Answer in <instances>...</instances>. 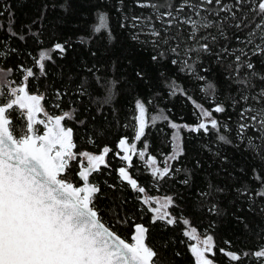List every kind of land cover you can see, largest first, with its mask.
<instances>
[{
  "label": "trees",
  "instance_id": "trees-1",
  "mask_svg": "<svg viewBox=\"0 0 264 264\" xmlns=\"http://www.w3.org/2000/svg\"><path fill=\"white\" fill-rule=\"evenodd\" d=\"M150 2L159 4L163 0ZM102 13L107 15L109 27L94 33ZM180 15L198 19L188 10ZM224 15L221 13V17ZM133 16L144 18L135 28ZM209 18L217 21V17ZM259 22V17L253 19L249 14L248 27L242 31L225 25L227 38L220 37L215 27L201 30L198 37H218L215 42L210 38L199 41L208 43L211 51L188 52L189 47H198L188 39L190 26L171 28L167 35L173 38L154 46L149 29H161L162 25L151 7H138L136 0H0V86L24 83L29 92L43 95L42 106L48 114L71 113L72 119L64 124L73 129L75 152L97 155L104 147L110 149L105 164L90 175L100 190L94 207L101 220L124 239H130L135 223H143L149 230L146 241L158 253L157 264H195L189 239L184 235V220L212 235L210 257L216 264H264L263 258L258 261L252 255L233 262L221 251L251 254L264 244V197L255 195L264 190V159L247 150V140L241 142L237 136L240 111L247 105L240 100L242 86L235 82L238 75L243 77L248 72L246 68L236 71L235 55L245 47L236 37L243 41ZM134 35L139 40H134ZM57 43L65 47L64 53L52 51ZM259 43L257 35L248 50ZM172 48L177 51L172 52ZM225 48L228 53L223 51ZM41 52L51 57L42 61L43 73L36 63ZM153 56L157 60L153 61ZM251 60L264 75V56ZM27 69L33 71V76L25 80ZM257 82L253 80L252 94L259 91ZM137 100L144 104L145 116L150 120L140 141L134 139ZM248 104L261 106L251 100ZM217 105L225 108L223 113H212L218 121L217 129L208 124L207 132L189 130L200 123L201 109L212 111ZM12 119L19 128L22 122L15 112ZM169 121L181 126V149L169 161L165 177H154L138 154H132L130 166L120 159L124 153L117 146L120 139L126 138L129 144H136L137 153L146 144L145 153L163 163L173 151L174 130ZM181 124H189L190 128ZM259 135L246 133L255 144L260 143ZM78 162L79 157L67 174L76 186L82 182L76 175ZM121 167L144 192L172 198L168 209L174 224L152 222V212L143 203L142 193L121 179ZM242 189H247L243 195ZM213 205L217 212L209 211Z\"/></svg>",
  "mask_w": 264,
  "mask_h": 264
},
{
  "label": "snow or ice",
  "instance_id": "snow-or-ice-1",
  "mask_svg": "<svg viewBox=\"0 0 264 264\" xmlns=\"http://www.w3.org/2000/svg\"><path fill=\"white\" fill-rule=\"evenodd\" d=\"M136 6L151 7L156 20L162 25L161 29L155 26L149 29L154 46L161 42L167 44L168 40L173 38L167 35L171 28H179L181 24L190 26L188 39L195 41L198 47H189L188 52L211 51L208 43L201 44L199 41L210 38L215 42L218 37H198L201 30L215 27L220 37L227 38L225 25L242 31L248 27L246 21L249 14L253 19L260 18V22L255 24V28L248 32L243 41L239 36L236 37L237 41L245 45L238 50L239 54L235 55L236 71L239 73L241 69L246 68L248 72L243 77L238 75L235 82L242 86L240 100L247 105L240 111L241 122L238 124L237 136L241 142L247 140V150L264 159V75L256 70L251 60V57L264 56V0H232L231 3L225 0H198L197 3H193L192 0H179V3L163 0L159 4L151 3L150 0H136ZM185 10L194 13L198 19H193L192 15L181 17L180 13ZM202 12L207 15H202ZM221 13L225 15L221 17ZM210 16L217 17V21L214 23ZM143 19L140 16H133L132 27L141 24ZM107 21V15L100 14L93 32L102 33L109 27ZM232 21L235 23H231ZM162 32L165 33L164 36ZM257 35L260 43L248 50V45L254 44ZM133 39L139 40V36L134 35ZM56 50L60 53L66 51L59 43L52 51ZM171 51L176 52L177 49L172 48ZM223 51L228 53L227 48ZM245 57L248 59L245 60ZM49 59L51 57L47 53H40L36 63L41 73L45 67L42 61ZM152 59L155 61L157 57L153 56ZM172 63L175 64L177 61L173 60ZM185 64L187 65V62ZM25 71V80L33 76L31 69ZM7 72L11 73L12 69H8ZM253 80L258 81L255 87L259 88L254 94L251 92L254 87ZM43 99L42 95L30 94L24 83L14 87L0 86V264H157L158 253L146 242L148 228L142 224H135L130 237L131 242H126L105 225L94 207V199L100 190L90 183L89 178L105 164V156L110 149L104 147L99 155L87 151L75 152L77 146L73 139V129L62 123L66 119H72V114L69 112L62 115L48 114L42 106ZM250 100L261 106L253 107L248 104ZM135 109L139 114L134 117L137 125L134 139L140 141L147 126L146 109L139 100L136 101ZM224 111L225 108L220 105L212 111L201 109L202 116L208 118V124L212 129L218 128V121L211 118L212 113ZM14 112L17 119L22 122L19 128L12 119ZM38 114H43L44 119H38ZM155 121L156 117H153L152 122ZM208 124L202 120L197 127L189 130L203 129L207 132ZM37 125L43 126V134H38ZM171 127L175 129L178 126L171 124ZM248 131L260 134L257 137L260 140L259 144L253 142L252 136H246ZM219 139L225 141L223 136ZM226 142L232 143L231 140ZM118 147L124 153L120 159L128 162L130 166L132 154H137L136 144H129L126 138H122ZM138 155L143 159L145 152L140 151ZM78 157L86 159L88 165L85 167L83 161H79V171L76 175L83 181L82 186H76L67 179L72 162L77 161ZM175 158V155L170 157ZM147 161L149 165L156 163L152 156H148ZM168 172L169 168L166 165L162 170L153 169L152 175L155 177L159 174V177L163 178ZM119 175L134 191L140 193L145 191L129 176L124 167L119 169ZM257 179L262 178L257 176ZM245 192L247 189L240 190L241 195ZM255 195L264 197V190L257 191ZM150 201L157 205L149 209L153 213V223L166 221L172 225L176 222L167 211L173 203L171 197H164L163 201L149 197L144 199L143 203L148 204ZM209 211L218 210L213 205ZM183 223L187 225L188 221L184 220ZM195 232L196 229L193 228L190 232L185 231L184 235L194 238ZM201 244L202 246L192 245L190 248L195 257V264H214V261L206 256V253L213 252V238L207 236ZM221 251L233 262H238L248 255L254 256L258 261L264 258V247L251 254H237L224 249Z\"/></svg>",
  "mask_w": 264,
  "mask_h": 264
},
{
  "label": "rangeland",
  "instance_id": "rangeland-1",
  "mask_svg": "<svg viewBox=\"0 0 264 264\" xmlns=\"http://www.w3.org/2000/svg\"><path fill=\"white\" fill-rule=\"evenodd\" d=\"M14 86H19V85H11V86H9V87H14ZM146 114V113H145ZM149 116V118H151V116L150 115H148ZM212 118V117H211ZM145 119H146V123H149V121L150 120H147V117L145 116ZM204 121L206 124H208V118H204L203 116L201 117V119H200V122L201 121ZM169 123H170V125L171 124H176L178 127L177 128H173V130H174V133H173V151L169 154V155H166L165 157H164V160H163V163H160V161L159 160H157L156 158H155V161H156V163L154 164V165H149L148 164V167H149V169H150V171L152 172L153 171V169H163L166 165H167V167H168V164H169V161L171 160L170 159V157H172L173 155H177L178 154V152L180 151V136H179V129H180V124H178V123H176V122H174V121H169ZM182 125V127L183 128H185V129H189L190 128V125L189 124H181ZM145 148H142V149H140L139 150V152L140 151H144L145 152ZM82 152H84V151H82ZM138 152V153H139ZM90 153V152H89ZM137 153V154H138ZM90 154H92V153H90ZM93 155H95V154H93ZM139 156V155H138ZM148 156H150V155H147L146 153H145V157L143 158V159H145V161L148 163V161H147V158H148ZM140 157V156H139ZM83 161V165H86L87 164V160L86 159H83V158H81V157H79V161ZM78 164H79V162H78ZM149 197H151V198H155V199H157V200H161V201H163V198L164 197H170L169 195H164V194H155V195H150V194H148L147 192H143L142 194H141V199H142V201L144 200V199H146V198H149ZM147 206H148V208L150 209V208H154V207H157V205L155 204V203H153V202H149L148 204H146ZM167 211L169 212V209H167ZM170 214V213H169ZM170 216H171V214H170ZM152 218H153V213H152ZM171 218H173L172 216H171ZM193 228H195L196 229V232L193 234V236H194V238H189L188 236V239H189V249L191 248V246L192 245H197V246H202V244H201V242L207 237V236H211L212 237V235L209 233V232H205V233H202V232H200L195 226H193V225H191V224H187V225H185V227H184V232L185 231H191V229H193ZM261 247H264V244L261 246ZM260 247V248H261ZM260 248L258 249V250H260ZM257 251V250H256ZM210 255H211V253H206V256H208V258L209 259H211V257H210ZM264 259V258H263ZM214 264H216L215 262H214Z\"/></svg>",
  "mask_w": 264,
  "mask_h": 264
},
{
  "label": "water",
  "instance_id": "water-1",
  "mask_svg": "<svg viewBox=\"0 0 264 264\" xmlns=\"http://www.w3.org/2000/svg\"><path fill=\"white\" fill-rule=\"evenodd\" d=\"M30 94H38V93H31V92H29ZM38 95H41V94H38ZM43 96V95H42ZM52 115H62V114H52ZM37 118L38 119H44V115L43 114H38V116H37ZM63 124H64V121L62 122ZM65 125V124H64ZM42 126V125H41ZM66 126V125H65ZM66 127H70V126H66ZM38 134H43V126H42V131L40 132V133H38ZM97 155H99V154H97ZM85 167H87L88 165L86 164V165H84ZM79 171V170H78ZM118 173H119V171H118ZM130 176V175H129ZM90 179V178H89ZM90 183H92V184H94L91 180H90ZM82 184H83V181L81 182V184L80 185H78V186H82ZM95 186H97L98 187V185H96V184H94ZM135 224H142V225H144L143 223H141V222H138V223H135ZM134 224V225H135ZM105 225L106 226H108L106 223H105ZM145 226V225H144ZM146 227V226H145ZM147 228V227H146ZM133 232H134V226H133V231H132V233H131V235L133 234ZM131 235H130V237H131ZM120 236V235H119ZM121 237V236H120ZM121 238H123V237H121ZM126 240V242H131V240L129 239H125ZM147 242V241H146Z\"/></svg>",
  "mask_w": 264,
  "mask_h": 264
},
{
  "label": "flooded vegetation",
  "instance_id": "flooded-vegetation-1",
  "mask_svg": "<svg viewBox=\"0 0 264 264\" xmlns=\"http://www.w3.org/2000/svg\"><path fill=\"white\" fill-rule=\"evenodd\" d=\"M36 127H37V129L39 130V132L42 131V126H41V125H37Z\"/></svg>",
  "mask_w": 264,
  "mask_h": 264
},
{
  "label": "bare ground",
  "instance_id": "bare-ground-1",
  "mask_svg": "<svg viewBox=\"0 0 264 264\" xmlns=\"http://www.w3.org/2000/svg\"><path fill=\"white\" fill-rule=\"evenodd\" d=\"M118 147V146H117Z\"/></svg>",
  "mask_w": 264,
  "mask_h": 264
}]
</instances>
